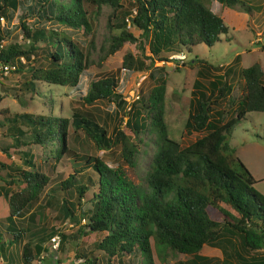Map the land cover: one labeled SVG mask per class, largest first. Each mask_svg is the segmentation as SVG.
<instances>
[{
    "label": "trees",
    "instance_id": "1",
    "mask_svg": "<svg viewBox=\"0 0 264 264\" xmlns=\"http://www.w3.org/2000/svg\"><path fill=\"white\" fill-rule=\"evenodd\" d=\"M205 1L132 0L128 12L123 9L122 0H0V17L9 21L15 16L14 27L28 39L27 47L18 42L3 44L11 28L0 23V63H13V71H27L30 77L23 85L31 90L34 87L30 78L46 84L77 87L86 60L68 32L43 25L30 26L26 24V18L35 17L33 20L38 24L40 19L56 22L85 33L90 31L88 13L97 11L101 4L110 7L107 27L111 31L106 53L115 51L124 42L137 41L143 50L142 56L134 57L127 51L122 55L120 67L126 71L149 69L147 76L154 82L146 96L129 103L125 119H119L111 133L91 115L78 110H74L68 119L10 114L6 108L0 109L2 119L7 122L6 135L11 138L9 146L0 148L6 155L9 151H21L26 142L20 137L25 134L33 144L59 141L51 156L53 162L44 160L36 164L34 156L23 151L26 168L16 166L14 174H10L0 164V177L8 176L1 180L15 187L0 196V204L6 201L5 233L8 229L18 231L11 239L31 232L36 215L33 208L52 178L55 186L46 193L48 199L44 204L50 206L58 201L55 192L72 187L76 206L79 205L89 183L84 184L81 179L74 185L73 180L81 167H89L96 175L91 208L81 211L76 218L72 214L73 203L65 197L57 202L62 219L68 218L77 224L80 217H85L83 226L87 230L78 226L73 233L63 234L50 229L51 235L58 234L59 240H74L87 231L103 232L92 249L106 256L107 261L113 257L120 259L118 264L124 262L122 257L135 254L145 257L139 264H152L151 248L158 252L166 247L188 255L187 259L177 260L174 264H229V258L238 264H264V254L258 253L264 246V196L253 188L256 180L233 154L227 141L232 126L246 112H264V72L257 62L240 68L241 92L234 103L233 114L228 116L221 100L224 101L231 89L229 83L225 82L223 74L213 72L218 70L216 66L199 60L191 85L190 109L183 123L186 133L197 132L199 135L180 146L167 135L162 116L165 78L161 67H151L154 59L168 60L169 54L190 50L199 43L211 46L220 34L227 32L222 18L211 11ZM217 1L222 6L238 4L242 11L250 10L246 0ZM130 26L139 29L137 37L129 31ZM37 53L43 60L39 65H35ZM116 85V77L112 74L99 77L91 80L86 92L79 97L84 103L111 98L116 105H121L124 101ZM147 118L155 135V150L145 173L144 185L132 183L121 165H106L98 157L75 153L66 145L68 125H71L73 131H81L92 140L95 147L118 146L122 162L132 166L137 151L133 137L144 129ZM61 155L75 165L65 178L54 171ZM85 179L91 181L88 176ZM22 225L25 227L21 229ZM39 237L42 241V235ZM5 244L4 240L0 241L1 252ZM203 245L219 248L222 259L199 253ZM42 250L40 242L31 243L27 238L21 246L22 264H31L33 256ZM76 255L87 264H96L90 249Z\"/></svg>",
    "mask_w": 264,
    "mask_h": 264
},
{
    "label": "rangeland",
    "instance_id": "2",
    "mask_svg": "<svg viewBox=\"0 0 264 264\" xmlns=\"http://www.w3.org/2000/svg\"><path fill=\"white\" fill-rule=\"evenodd\" d=\"M246 1L250 6L248 11H242L238 4L233 7H226L222 6L217 0H206L205 3L209 9L222 18L227 26V32L220 34L218 40L211 46L199 43L191 47L190 50L182 49L181 55H170L168 60L154 59L151 64V67L160 66L165 78L162 116L167 135L176 140L180 146L186 145L199 135L197 132L186 133L183 128V123L190 109L191 85L196 76L195 72L199 66V60H205L216 66L218 70L213 72L223 74L225 82L229 83L231 89L223 98L224 101L221 100L223 108L228 111V116L233 114L234 103L241 92L240 68L257 62L264 72V0ZM130 2L132 0H122L123 9L128 12L130 11ZM109 12L110 7L107 4H101L97 11L89 12L87 18L90 31L85 33L80 30L66 28L56 22L42 21L41 19L38 24L36 20H33L35 17L28 16L25 20L27 25H43L44 27L68 32L70 39L84 53L85 69L78 79L77 87L46 84L41 83L40 80L30 78L34 87L32 90L23 85L30 77L27 71L12 70L6 74L0 73V95L2 96L0 109L6 108L10 114L27 113L66 117L68 119L74 110H78L82 114L91 115L108 133H111L112 128L118 126L119 119H125L126 115L124 113L128 110L129 103L136 98L135 96H146L154 82L147 76L149 69L126 71L120 67L121 58L125 52H131L134 57L142 56L143 50L140 49L137 41L134 43L124 42L115 51L106 53L109 32L111 31L107 27ZM118 16L121 17V14H118ZM0 22L1 25L11 28L8 36L2 41L3 44L18 42L27 47L28 39L22 35L17 27H14L17 23L15 16L9 21L2 17ZM128 29L134 37L139 35V29L132 26ZM34 56L37 59L35 65L43 62L39 53ZM145 62H148V59ZM109 74L116 77V90L120 92L124 103L116 105L114 99L111 98L84 103L79 96L86 92L89 82ZM150 113H148V116ZM6 125L7 122L0 115V148L7 147L11 143L10 136L6 135ZM21 127L25 128L23 125ZM68 127L66 145L75 153L98 157L109 166L121 165L127 178L132 183L144 185L145 173L149 169L151 156L155 150V135L149 126V118L145 121L144 129L138 131L133 137L137 151L134 153L132 166L122 162L121 157L118 155V146L112 145L106 149L95 147L92 140L85 137L83 132L73 131L71 125H68ZM20 138L26 142V145L21 147V151H9L6 155L0 150V164H3L6 173L14 174L16 166L26 168L23 161V151L33 155L36 164L44 160L53 162L51 156L55 146L59 143L58 140H46L42 144H33L29 143L31 138L28 134ZM227 141L233 154L239 158L252 177H255L256 182L252 185L253 188L264 196V112H246L232 126ZM17 148L20 147L17 145ZM74 167L75 165L71 164L68 158L61 155L55 163L54 171L61 173V178H65L67 174L72 173ZM78 172L75 174L73 184L77 185L81 179L84 184L89 183L80 198L79 205L76 206V194L72 187L54 193V197L58 201L61 200V197H65L66 200L74 204L72 214L76 218L79 217L81 211L91 208V192L96 190V175L92 169L81 167ZM86 176L91 181H87ZM1 178L8 179V176L0 177V196L15 188L14 185L4 184ZM51 186H55L53 178L48 181L40 200L33 208L36 215L33 219V225L30 227L31 232H24L18 238L11 239V237H15L12 236L13 234H17L18 231L16 230L11 231L8 229L5 233L7 227L5 219L6 201L4 204H0V241L4 240L6 243L4 251H0V264H22L21 246L27 238H30L31 243L40 242L43 247L41 253L33 256L31 264H87L76 253L86 252L89 249L93 251V255L97 260H94L96 264H118L120 259L117 260L116 257H113L107 261L106 256H101L97 250L92 249L93 244L100 239L103 232L87 231L85 234L82 232L74 240L70 238L63 241L59 240L56 248L51 247V236L53 235H51L50 229H57L63 234L73 233L78 226L82 230H87L83 226L85 217H80L79 222L74 224L68 218L62 219L57 205L58 201L50 206L44 204L48 199L46 193H50ZM24 227L22 225L21 229ZM40 235L43 237L42 241L39 240ZM75 236L77 235L74 234ZM11 240L14 242H11ZM227 248L230 251V246ZM199 253L215 256L218 259H222L223 256L219 248L208 245H203ZM258 253L264 254V246ZM187 258L188 255L178 253L168 247L158 252L151 248L152 264H174L177 260ZM122 260L124 262H119L120 264H139L140 261L145 260V257L141 254H135L124 256L121 258ZM229 264H238V262L233 258H229Z\"/></svg>",
    "mask_w": 264,
    "mask_h": 264
},
{
    "label": "built area",
    "instance_id": "3",
    "mask_svg": "<svg viewBox=\"0 0 264 264\" xmlns=\"http://www.w3.org/2000/svg\"><path fill=\"white\" fill-rule=\"evenodd\" d=\"M1 20H2V17H0V21ZM172 55L178 56V55H181V52H179L177 54H172ZM19 59L21 60L22 57H20ZM22 61H23V59H22ZM14 68H15V66L13 63H0V73H2V74H6V73L10 72ZM135 97L137 98L138 96H135ZM58 241H59L58 234H54L53 236H51V247L56 248Z\"/></svg>",
    "mask_w": 264,
    "mask_h": 264
},
{
    "label": "clouds",
    "instance_id": "4",
    "mask_svg": "<svg viewBox=\"0 0 264 264\" xmlns=\"http://www.w3.org/2000/svg\"><path fill=\"white\" fill-rule=\"evenodd\" d=\"M180 52H182V51H180ZM177 53H179V52H177ZM172 54H176V53H172ZM172 54H169L168 57H169L170 55H172ZM11 71H12V70H11ZM57 245H58V244H57Z\"/></svg>",
    "mask_w": 264,
    "mask_h": 264
},
{
    "label": "crops",
    "instance_id": "5",
    "mask_svg": "<svg viewBox=\"0 0 264 264\" xmlns=\"http://www.w3.org/2000/svg\"><path fill=\"white\" fill-rule=\"evenodd\" d=\"M253 178H255V177H253Z\"/></svg>",
    "mask_w": 264,
    "mask_h": 264
}]
</instances>
